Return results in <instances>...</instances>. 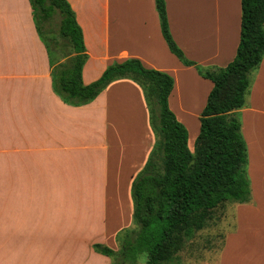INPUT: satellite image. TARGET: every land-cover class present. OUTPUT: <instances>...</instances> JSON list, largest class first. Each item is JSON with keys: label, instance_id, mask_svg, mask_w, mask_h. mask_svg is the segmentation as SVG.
<instances>
[{"label": "crops", "instance_id": "obj_1", "mask_svg": "<svg viewBox=\"0 0 264 264\" xmlns=\"http://www.w3.org/2000/svg\"><path fill=\"white\" fill-rule=\"evenodd\" d=\"M67 1L86 47L84 83L110 63L136 57L172 76L167 102L178 120L199 116L212 82L170 52L154 0ZM164 3L170 33L188 59L204 67L232 60L240 0ZM249 77L238 112L250 198L220 202L182 244L178 256L203 236L195 264H264V55ZM198 130L199 123L187 131L190 150ZM154 140L142 89L129 78L111 81L88 103L63 102L52 89L29 0H0V264H112L93 244L117 251L118 232L134 227L131 181Z\"/></svg>", "mask_w": 264, "mask_h": 264}, {"label": "trees", "instance_id": "obj_2", "mask_svg": "<svg viewBox=\"0 0 264 264\" xmlns=\"http://www.w3.org/2000/svg\"><path fill=\"white\" fill-rule=\"evenodd\" d=\"M36 31L44 43L51 86L70 105L92 101L111 81L129 78L142 89L154 144L143 167L131 181L134 227L117 234L118 250L94 243L112 257V264H181L176 252L201 228L222 201L250 198L247 150L236 112L245 104L250 73L264 55V0H240V32L236 52L225 66L204 67L188 59L174 41L164 0H154L160 31L168 49L183 64L192 65L212 87L200 111L193 149L187 129L167 102L173 78L144 67L136 57L107 65L98 78L84 83L87 58L82 29L67 0H29ZM52 32V34H51ZM62 50L55 59L54 48Z\"/></svg>", "mask_w": 264, "mask_h": 264}, {"label": "rangeland", "instance_id": "obj_3", "mask_svg": "<svg viewBox=\"0 0 264 264\" xmlns=\"http://www.w3.org/2000/svg\"><path fill=\"white\" fill-rule=\"evenodd\" d=\"M51 34H52V32H51ZM62 50L63 49L60 50V48H54V51H55V59L54 60H62L63 59L62 58ZM187 88L191 89L193 87H187ZM184 105L188 106V107H193L194 106L196 108V107H198L200 105V102L199 103L198 102L197 103H189V104L186 103ZM236 114H237V116L240 119L241 118L240 112L237 111ZM190 115H192L191 117L193 118L192 119L193 120V124L188 122V121H186V120H184L186 122V124L184 122L180 121V120L179 121L182 122L185 125L187 131L189 130L190 133L191 132L195 133V131L197 130V127H198L199 119H198V116L194 115V113L190 114ZM240 121H241V119H240ZM242 136H243V134H242ZM246 167H247V163H246ZM246 173H247V170H246ZM212 213H213V211L211 212V214ZM133 225H134V223H133ZM201 246H203V247L206 246L205 242H204V238H203L202 235L200 236V234H196L195 237L193 238V240L191 242H189L188 244H186V246L183 247L182 250L179 252L180 263L181 264H195L193 262V260L195 258H197L198 254L203 249V248L200 249ZM211 246H214L213 242L211 243ZM144 257H145L144 254L140 255V257L138 259V264H144ZM192 258H194V259H192ZM195 261H197V259Z\"/></svg>", "mask_w": 264, "mask_h": 264}, {"label": "bare ground", "instance_id": "obj_4", "mask_svg": "<svg viewBox=\"0 0 264 264\" xmlns=\"http://www.w3.org/2000/svg\"><path fill=\"white\" fill-rule=\"evenodd\" d=\"M188 122H190V123H192L193 124V120L191 119V121H188Z\"/></svg>", "mask_w": 264, "mask_h": 264}]
</instances>
